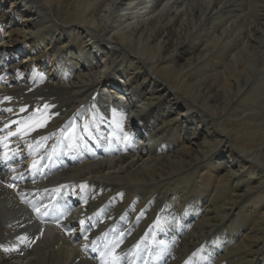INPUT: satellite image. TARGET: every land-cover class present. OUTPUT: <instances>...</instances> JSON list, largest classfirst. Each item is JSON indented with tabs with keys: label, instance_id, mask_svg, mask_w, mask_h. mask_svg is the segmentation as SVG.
I'll list each match as a JSON object with an SVG mask.
<instances>
[{
	"label": "bare ground",
	"instance_id": "1",
	"mask_svg": "<svg viewBox=\"0 0 264 264\" xmlns=\"http://www.w3.org/2000/svg\"><path fill=\"white\" fill-rule=\"evenodd\" d=\"M256 19L264 0H0V264H93L82 240L149 230L169 264H194L191 249L207 239L212 256V235L240 226L217 262L264 264V125L250 118L264 92ZM212 49L238 52L201 79ZM85 126L96 128L86 143ZM112 148L123 156L88 164ZM169 195L203 213L181 241L143 227ZM112 203L113 218L129 222L117 231L90 212Z\"/></svg>",
	"mask_w": 264,
	"mask_h": 264
},
{
	"label": "rangeland",
	"instance_id": "2",
	"mask_svg": "<svg viewBox=\"0 0 264 264\" xmlns=\"http://www.w3.org/2000/svg\"><path fill=\"white\" fill-rule=\"evenodd\" d=\"M239 13H240V10H238L236 12L234 11L232 15H238ZM246 16L248 18V21H252L251 13H249V11L246 13ZM231 19H233V17ZM255 22L258 24L264 25V23H262L261 21H258L257 19L255 20ZM79 27H82V26H79ZM85 29H87V28H85ZM213 36H214V34L211 35V38ZM98 45L101 46L100 43H98ZM101 48L103 49V47H101ZM196 52H198V51H196ZM236 52H238V51H236ZM236 52H232L230 54L228 52H224L221 55H219L214 49H212V51L205 58L202 59V61L200 62V65L196 66L197 71H199V73L201 75V79H204L207 76H214V75L221 73L224 70L226 63H228V62L233 63L234 62V54ZM209 62L212 63L211 67L207 66L209 64ZM140 63H141L143 68L145 67L144 70H146L147 69L146 63H144V62H140ZM259 64L264 65V50L260 56ZM262 86L264 89V78L262 80ZM247 101L250 104H253L254 99H253V96L251 94L247 96ZM183 102H184V104L187 103L185 106H189L190 108L192 107L191 110L194 113H196V115L198 117L201 116L203 119L206 118V120L209 123H211V119L209 118V115L205 111H203L201 108H198L195 104H193L189 100L183 99ZM116 107H117L116 105L112 106L113 109ZM96 118L99 122V126H98V127H100L99 131L104 135L105 138H109L111 143H116L115 134L113 133L111 135L103 123L104 118L101 116H96ZM250 118L254 119V121L257 122L258 124L264 125V92L257 99L255 111L252 113ZM89 119L90 118H88L87 120H89ZM129 123H132V120H129ZM95 130H96V128L93 126L88 129V131L86 132V134L83 138V141L85 143L93 135ZM78 134L79 133H77L73 136V141H72L73 146H77V144L80 141ZM167 142H172V141H171V139H169V140L167 139ZM174 148H175L174 146H170L168 153H171L174 150ZM125 155H126V153H125ZM121 156H123V155L117 154L116 150L114 148H112V149H110L108 156H104V157L99 158V159L91 160L88 162V164L90 165V164H96L99 162L104 163L107 161L118 160ZM203 195H205V194L203 193ZM90 198H91V195L89 193L88 201L90 200ZM172 199H173V197H171L169 195L164 201L165 208L164 209L161 208L157 212L156 216L153 217L154 221L151 219V221L147 225L143 226L146 229L141 227L140 228L141 230L140 229L139 230L143 231V229L147 230L148 228H152V227L154 229L162 227L161 229H164V230L169 228V229H167V231H169V230L171 231L174 241L175 240L181 241L182 234L184 236L186 234V231L190 229V227H191L190 224L195 219L199 218L203 213L201 211H198V212L195 211L194 212V211L189 210L187 208V204H186V203H188V201H185V202L182 201L180 204H177V202L174 199L173 200ZM115 204L116 203H112L111 205H99V206H97V208L94 211L90 210V212L102 214L105 221L111 222L114 225V230L117 231L121 227L127 225L129 222H127L125 220H121L120 218H117V219L113 218V214L111 213L110 206H114ZM198 207H201V206H198ZM170 209L171 210L174 209V212H173L174 214L171 212ZM179 216H180V219H179ZM175 221H178L177 227L175 226ZM187 223H190V224H187ZM153 224H154V226H152ZM155 224H157V225H155ZM137 225H138V222H136L134 224V227ZM150 225H151V227H150ZM181 228L183 230H181ZM242 228L243 227L240 226L238 228V230L236 229L235 232L233 231L228 235H220L219 237L217 235L216 236L212 235V243H213L212 256H213V258H212V256H209L208 251H206L207 248L205 245L207 243L206 241H208L207 239L203 240L199 244V247L197 245L196 247L191 249L190 255L195 253V255H192V256L194 258H196V262L199 259L198 263H201V264H208V262H209L208 259L209 260L213 259L214 261L213 260L212 261L215 264H222L223 262H217L218 256H220L223 253L222 247H224L226 244H228V240L233 239V238L235 239L236 237H238V234L241 233ZM139 230H137V231H139ZM134 232H136V230ZM174 237H176V238H174ZM101 241H106V242H105V244L102 245V244H100ZM214 243H216V244H214ZM75 244L78 246L77 243H75ZM113 249H115V264H169V262H170L169 256L166 254L165 248L163 247L162 243H160V241L158 240V236L156 235V233L153 232L152 230H149V231L145 232L143 235L138 236V237H135V234H125L124 236H122L120 238H113V239H109V240H90V241L82 240V245L79 246L77 251L81 255L87 257V259L90 260L93 264H113V255L108 254L106 259L103 258L104 253H106V252L112 253ZM97 250H99L101 252V257H100L98 263H95L96 262L95 256H96ZM153 251H155L156 254H153ZM200 260H202L203 262L202 261L200 262ZM196 262H194V264Z\"/></svg>",
	"mask_w": 264,
	"mask_h": 264
},
{
	"label": "snow or ice",
	"instance_id": "3",
	"mask_svg": "<svg viewBox=\"0 0 264 264\" xmlns=\"http://www.w3.org/2000/svg\"><path fill=\"white\" fill-rule=\"evenodd\" d=\"M44 107L45 108H48V107H50L49 105H44ZM8 111H11V109H9ZM9 125H5V127H8ZM41 127H43L44 125H40ZM84 131L86 132L87 131V126H85L84 127ZM10 135H15V132H12V133H10ZM125 138H127L126 136H125ZM42 139H44V140H47L48 139V137L47 136H45V137H42ZM9 159H11V157H8L7 155L5 156V161H7V160H9ZM36 165H35V163L33 164V167H35ZM9 187H13V185H11V184H9L8 185ZM43 207L44 208H48L49 206L48 205H43ZM34 210L36 211V212H40V208H34ZM81 223H83V222H81ZM85 238H87V237H85ZM21 239H24L23 237L21 238ZM110 255H113V264H115V249H113L112 250V253H109Z\"/></svg>",
	"mask_w": 264,
	"mask_h": 264
}]
</instances>
